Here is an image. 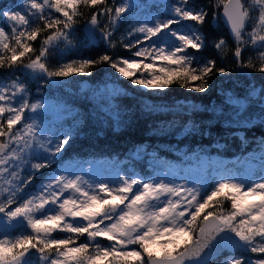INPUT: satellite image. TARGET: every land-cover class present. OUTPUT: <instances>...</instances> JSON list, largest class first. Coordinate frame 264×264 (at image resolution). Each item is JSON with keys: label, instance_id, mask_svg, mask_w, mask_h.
<instances>
[{"label": "snow or ice", "instance_id": "snow-or-ice-1", "mask_svg": "<svg viewBox=\"0 0 264 264\" xmlns=\"http://www.w3.org/2000/svg\"><path fill=\"white\" fill-rule=\"evenodd\" d=\"M219 2L224 5V14L236 42L233 56L237 63L264 73V0ZM100 4L105 7L92 13L89 32L94 37L99 31L101 39L114 48L112 31L121 15L131 7L130 0H122L114 8L107 7L106 0H25L16 7L0 10V16L10 28L9 34L0 27V68L6 61L9 68L22 63L26 54L35 51L27 41L37 39L42 30L38 22H43L44 29L58 25L62 28H56L43 39L39 55L22 63V68L28 72L21 75L30 72L45 84L53 78H67L74 73L91 75L90 67L106 63L120 77L143 89L162 91L172 83H180L181 87L205 92L211 74L223 75L228 71L217 67L215 60L201 64L188 52L189 48L200 51L204 47V39L197 30L193 27L183 32L172 29L173 24L181 21L204 23L207 13L190 7L188 0H177L175 5H169L167 19L155 17L129 31L128 36L136 39L123 46L129 51L135 48L132 56L139 60L114 59L104 54L95 61L72 60L49 70L46 64L49 49L61 51L59 42L65 44L64 50L72 46L71 26L75 23L74 17L80 15L78 8L81 5L94 8ZM51 9L64 19L52 16ZM253 12L258 15L253 16ZM100 15L109 17L111 28L99 26ZM248 21H251L250 32L245 31ZM226 47L223 39L215 44L221 52ZM245 47L255 50L259 67L253 63L252 56L247 61L241 60ZM194 81L200 83L191 84ZM250 95L259 93L253 88ZM28 97V89L19 76L10 84L0 83V101H6V105H0V120L6 121V127L0 123V137L4 138L0 142V196L7 193L0 198V214H3L0 216V264H33L34 253L39 254L41 264H98L107 257H111L109 264H186V261L209 264L205 249L208 252L233 250L220 264H264V177L251 184L235 177L221 178L211 185L197 187L138 176H119L114 182L93 181L67 170H54L36 191L20 196L36 172L56 163L72 137L70 131L46 133L41 127L43 121L37 123L32 115L45 105L39 100L31 103ZM261 99L264 100V96ZM146 108L154 110L151 105ZM26 110L28 116H25ZM5 113H8L6 117ZM195 130L193 125L189 132ZM260 148L264 161V142ZM216 197L229 201L230 210L225 212L221 207L217 212V206H222L224 201L213 203ZM251 197H256L259 203L249 202ZM13 204L16 206L11 208ZM209 207L213 211L203 215L202 222L197 224L203 210ZM197 228L200 238L190 245ZM16 229H20L19 234L12 235ZM56 232L69 235L54 236ZM85 235L87 242L77 244L79 237ZM182 236L188 237L183 247ZM98 237L110 243L103 246L96 242ZM129 245H138L142 251L129 249ZM153 245L161 251H154ZM90 247L92 253H89Z\"/></svg>", "mask_w": 264, "mask_h": 264}, {"label": "trees", "instance_id": "trees-1", "mask_svg": "<svg viewBox=\"0 0 264 264\" xmlns=\"http://www.w3.org/2000/svg\"><path fill=\"white\" fill-rule=\"evenodd\" d=\"M13 2L14 0H0V10ZM188 3L195 10L207 13L203 24L189 21L203 37L204 47L200 51L189 48L188 52L201 64L215 60L217 67H225L228 71L223 75L216 72L211 74L207 78L208 87L205 92L181 87L180 83H172L162 91L143 89L120 77L106 63L90 67L88 71L91 75L72 74L69 78L73 81L71 84L75 91H82L78 90V83L82 81L87 85L100 86L101 83L112 80L122 89L113 96V104L107 110L99 106L95 97L87 96V92L74 96L61 91L69 99L73 111L61 120L56 131H70L72 137L56 163L36 172L34 179L39 180L54 168L71 161L111 162L113 165H109V172L117 169V166L127 170L130 165L139 173L149 174L164 167L168 160H180L184 154L188 156L189 153L199 151L226 156L230 159L229 167L240 169V160L259 148V144L264 141V100L261 99L264 96V91H261L264 89V73L254 68H244L237 63L233 56L236 42L228 34L227 27L220 18L219 11L223 4L219 0H188ZM111 5V0H106V6ZM104 7V4H100L94 8L84 5L78 8L80 15L74 17V20L79 37L83 36L82 24L91 18L93 12ZM38 26L42 30L37 39L27 41L35 51L22 58L23 64L39 53L41 41L53 29H44L43 22L38 23ZM135 26V18L123 14L112 31L111 38L116 45L114 48L100 38L99 41H89L90 43L77 42L62 56L57 54L51 57L50 54L46 60L47 67L49 70L57 68V64L64 63V60L95 61L104 54L114 59L127 57L134 48L129 51L123 45L136 39L135 36H128ZM248 29L249 24H246L245 31ZM221 39L227 45L223 52L215 48V44ZM4 55L7 57L10 53ZM255 55L254 49L245 47L241 60L247 61L252 56L253 63L259 67ZM22 63L17 62L9 68L6 61L5 66L0 68V80L10 77L12 69L22 66ZM29 83L33 81L29 80ZM199 83L200 81L191 82L193 85ZM27 87L31 91V86ZM253 88L259 93L258 99L256 95H250ZM149 105L154 107L153 111L147 110L146 106ZM2 123L6 127V122ZM193 125L196 130L190 133L189 129ZM2 140L3 137H0V141ZM218 200L219 197L214 198L213 203ZM209 208L213 211V208ZM224 208H230L228 202L224 204ZM221 255H225V252ZM219 258L220 256L216 259Z\"/></svg>", "mask_w": 264, "mask_h": 264}, {"label": "rangeland", "instance_id": "rangeland-1", "mask_svg": "<svg viewBox=\"0 0 264 264\" xmlns=\"http://www.w3.org/2000/svg\"><path fill=\"white\" fill-rule=\"evenodd\" d=\"M24 2L25 0H14V2L11 5H9L8 7L2 8V10L11 9ZM38 2H42V0H38ZM121 2L122 0H111L112 5L110 7L114 8V6L119 5ZM245 2H247V0H245ZM130 3H131V7L124 14H127L131 16L132 18L134 17L136 21V26H139L140 24L144 22L152 21L153 18L155 17H159L161 20L167 19L168 18L167 14L169 12L168 6L175 5L177 3V0H130ZM49 11L51 12L52 16L59 17L60 19H64V17L60 16L59 13H56L54 9H51ZM252 15L256 16L258 15V12H253ZM98 20H99V26L101 28H104L106 25H109V17L107 15L98 16ZM118 23L119 21L116 23L115 27L117 26ZM246 24H249V29L246 32H250L252 30L251 21L246 22ZM0 27H3L5 31L10 34V28L8 24L6 23L5 18L3 16H0ZM171 27L172 29L177 30L178 32L187 31L189 27H193L195 30H197L195 26L192 24V22H189V21H181L180 24H174ZM56 28H62V25H58L54 27L48 35H51L52 33H54L56 31ZM77 29L78 27L74 23L71 26V36H70L72 46L69 49L64 50L65 44L63 42H59V48L61 49V51H57L56 48H50L49 49L50 53L47 54V59H49L50 54H52L51 57H55L57 56V54L60 56H62L63 54H66V52H68L77 42L79 43L82 41V43L84 42L90 43L89 42L90 40L87 38V36L84 35V31H83L84 24H82L81 26V29L83 31L82 37L78 36ZM161 35H163V33ZM95 36H96V39L94 41H99V38L101 39L99 31L95 32ZM83 39H86V41L85 40L83 41ZM134 51H136L135 48L132 50V52ZM37 55H39V53ZM123 58L136 59V60L140 59L137 57H133L132 54L127 57H123ZM65 62L66 60H64V63ZM146 62H149V61H146ZM59 65L60 64H57V66ZM12 70L13 71H11V73L15 72L16 76H19L20 80L26 85V87L27 85L31 86V91L27 87L28 93H29V97H28L29 101L31 103H35L37 100H39L45 105V108L43 110H39L38 113H34L32 115L36 117L37 123H39L40 121H43V124L41 125V127L45 130L46 133H53V134L60 133L56 131L58 124L61 123V120L64 117H66L68 114H70L73 111V108L71 107L72 105L70 104L69 99L65 97L63 95L64 92H61V91H66L67 93H69V95H74V96H78L79 93L81 95H84L83 92H87V96L95 97V99L98 101L99 106L107 110L108 108L110 109V107L113 104V96L116 93L120 92V90L122 89L118 84L114 83L112 80H107L106 82L101 83L100 86L99 85H87L84 81H82L81 83H78L79 85L78 90H82V91H75V89L73 88V85L71 84L73 83V81H71L69 77L53 78L52 81L45 84L43 79L38 81L31 75L30 72L28 75H21V72H28V70L23 69L22 66H18L16 69H12ZM137 75L139 76V73H137ZM145 75L147 74L145 73ZM16 76H10V77H7L6 79H2L0 80V83L10 84L12 80L16 79ZM27 80H28V83L26 82ZM29 80L31 82L33 81V83H29ZM34 82H36L37 84H35ZM256 98L258 99L259 96L256 95ZM0 105H6V101H0ZM4 115L6 117L8 113H5ZM28 115L29 113L26 110L25 116H28ZM2 122H4V120H0V123ZM15 127L19 128L20 125H16ZM261 143L259 144V148L253 150L251 154H249L247 157L240 160V169L236 167H233V168L229 167L228 165H229L230 159L227 158L226 156L215 154V153L207 154L202 151L195 152V153L194 152L189 153L188 156H185L184 154V156L180 160L178 159L168 160L164 164V167H160V169H156L154 170V172L149 173V174L139 173L136 170H134L132 166L130 165L128 166L129 170L128 169L124 170L117 166V169L115 168L116 170L114 169L113 171L109 172L108 170L110 168L109 165H113V163L105 162V161L96 160V161L87 162V163H84L82 161L66 162L54 168L49 174L45 175L39 180H36L33 177L31 180V183L28 184V186L23 189V192L20 193V196H24L26 194L36 191L39 188V185L44 180H46L47 178H49L51 175L54 174V170H67L68 173L80 174L85 179H91L93 181L114 182L117 180L119 176H128V177L138 176L146 180L159 178V179H162L168 182H174L180 185L186 184L188 186L195 185L199 187L201 184L211 185L216 180H220L221 178L235 177V178L243 179L246 183L251 184L257 180H260L262 177H264V161L261 160V155H262L261 148H260ZM3 187L6 188L7 185H3ZM6 195L7 193H4L3 196H0V198H3ZM65 195H68V193H65ZM174 199H179V197H174ZM219 200L224 201L225 199L224 197H219ZM227 202L230 207L229 201L225 200L224 204L225 203L227 204ZM249 202L259 203L256 197H251ZM186 203L187 202L185 201V205ZM224 204L222 206L218 205L217 206L218 210L216 211L219 212L221 210V207L223 208L225 212L229 211L230 208L226 210L224 208ZM15 206L16 204H13L10 207L14 208ZM192 211H195V209L193 208ZM210 211H211L210 208L203 210L201 214V218L200 220L197 221V224H200V222L203 219V215H206ZM2 215L3 214H0V216ZM27 231L30 232L31 230L27 229ZM19 232H20V229H16L13 231L12 235H17L19 234ZM53 235L64 237L69 234L56 232V233H53ZM85 236H80L79 239L77 240V244L81 242H87V240L85 239ZM194 236H195V233L193 234V237ZM166 239L168 238H165V240ZM187 240H188L187 236H182L180 238V244L182 247L184 246V242ZM96 242L100 243L103 246H107L110 243L106 239L100 238V237L97 238ZM129 249L141 250L139 249L138 245H129ZM153 250L156 252L161 251L155 245H153ZM232 251L233 250H230V249L224 250L225 255H221L219 259L210 261L209 264H220V262L225 258V256L230 255ZM31 252L34 253V250H31ZM92 252H93V248L90 247L89 253H92ZM247 255L255 257V254L248 253ZM38 257H39V254L34 253V255L32 256L33 264H41V262L38 260ZM110 260H111V257H107L99 261L98 264H109Z\"/></svg>", "mask_w": 264, "mask_h": 264}, {"label": "water", "instance_id": "water-1", "mask_svg": "<svg viewBox=\"0 0 264 264\" xmlns=\"http://www.w3.org/2000/svg\"><path fill=\"white\" fill-rule=\"evenodd\" d=\"M226 2H227V0H225V3H226ZM219 15H220V18H221L222 22H223L224 25L227 27L228 34H229L231 37H233L232 31H231V26H230V24H229V22H228L227 17H226L225 14H224V5H222V7H221V9H220V11H219ZM88 21H89V20H88ZM88 21L85 22V24H84V29H83V31H84V35L87 36V38H88L90 41H94V40L96 39V36L94 35V37H93L92 34L89 32ZM0 142H2V141H0ZM210 219H211V217H210ZM202 220H203V219H202ZM201 222H202V221H201ZM201 222H200V223H201ZM199 238H200V237H199L198 228H197V231H196V233H195V236L193 237V240H192V241H189V244H190V245H194V244H195V241L198 240ZM85 239L87 240V236H85ZM181 250H182V249H181ZM222 251H223V250H218V251H215V250H214V251H212V252H208V250L205 249L204 252H205V253H208V254L206 255L205 258L210 262L211 260H213V259L217 258L218 256H220L221 253H222ZM186 264H190V262H187V261H186Z\"/></svg>", "mask_w": 264, "mask_h": 264}]
</instances>
